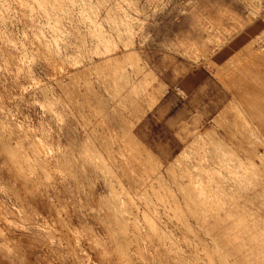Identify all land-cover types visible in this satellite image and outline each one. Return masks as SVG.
Here are the masks:
<instances>
[{"label":"rangeland","instance_id":"1","mask_svg":"<svg viewBox=\"0 0 264 264\" xmlns=\"http://www.w3.org/2000/svg\"><path fill=\"white\" fill-rule=\"evenodd\" d=\"M258 51L264 0H0V264H264Z\"/></svg>","mask_w":264,"mask_h":264},{"label":"bare ground","instance_id":"2","mask_svg":"<svg viewBox=\"0 0 264 264\" xmlns=\"http://www.w3.org/2000/svg\"><path fill=\"white\" fill-rule=\"evenodd\" d=\"M260 50H263V49L260 48ZM258 52H261V51H258ZM262 52H263V51H262ZM262 52H261V54L264 53V52H263V53H262ZM133 53H135V52H133ZM128 54H129V53H128ZM257 54H258V53H257ZM257 54H256V55H257ZM135 55H136V54H135ZM253 55H255V54H253ZM131 56H132V54H131ZM262 56H264V55H262ZM128 57H129V56H128ZM134 57H135V56H134ZM252 57H253V56H252ZM254 57H255V56H254ZM256 57H257V56H256ZM258 57H259V56H258ZM250 58H251V57H250ZM263 58H264V57H263ZM259 59H260V58H259ZM251 60H252V59H251ZM263 60H264V59H263ZM258 61H259V60H258ZM242 62H243V61H242ZM261 62H262V60H261ZM251 63H252V62H251ZM240 64H241V63H240ZM240 64H239V65H240ZM252 64H254V63H252ZM260 64L262 65V63H260ZM263 64H264V63H263ZM255 65H257V63H256ZM241 66H242V65H241ZM253 66H254V65H253ZM249 67H250V66H249ZM237 68H238V67H237ZM247 68H248V67H247ZM248 69H249V68H248ZM252 70H253V69H252ZM250 71H251V70H250ZM236 74H237V73H236ZM258 75H259V74H258ZM250 81H251V80H250ZM140 84H141V83H140ZM133 88H134V90H135V86H134ZM245 88H246V87H245ZM249 89H250V88H249ZM140 90H141V89H140ZM144 90H145V89H144ZM259 90H260V89H259ZM132 91H133V90H132ZM132 91H131V92H132ZM135 92H136V91H135ZM250 93H251V92H250ZM136 94H138V93H136ZM149 94H150V93H149ZM134 96H135V95H134ZM148 97H149V96H148ZM248 97H249V96H248ZM248 97H247V98H248ZM128 98H129V97H128ZM150 100H151V99H150ZM152 100H153V99H152ZM136 101H137V100H136ZM247 101H248V100H247ZM256 102H257V101H256ZM260 103H261V102H260ZM260 103H258V104H260ZM263 103H264V102H262L261 105H262ZM132 104H133V103H132ZM149 105H150V103H149ZM132 106H133V105H132ZM254 107H255V106H254ZM263 107H264V106H263ZM261 109H262V107H261ZM262 110H264V109H262ZM257 112H258V111H257ZM263 113H264V112H263ZM259 115L261 116V114H259ZM259 115H257V116H259ZM241 118H242V117H241ZM246 118H247V117H246ZM238 119H239V118H238ZM247 121H248V120H247ZM249 121H250V120H249ZM249 124H250V123H249ZM244 126H246V125H244ZM251 126H252V125H251ZM240 127H241V126H240ZM254 127H255V126H254ZM254 129H255V128H254ZM250 131H251V130H250ZM230 132H231V131H230ZM251 133H252V132H251ZM251 133H250V134H251ZM257 133H259V132H257ZM211 134H212V133H211ZM250 134H249V135H250ZM206 136H207V135H206ZM246 136H247V135H246ZM208 137H209V136H208ZM131 138H132V137H131ZM203 140H204V139H203ZM132 142H133V141H132ZM137 142H138V141H137ZM217 142H218V141H217ZM131 144H132V143H131ZM196 144H197V143H196ZM203 144H204V143H203ZM218 144H219V143H218ZM204 146H205V145H204ZM132 148H133V147H132ZM200 148H201V147H200ZM198 149H199V148H198ZM204 149H205V148H204ZM239 149H240V148H239ZM206 150H207V149H206ZM197 151H199V150H197ZM197 151L195 150V152H197ZM231 151H232V150H231ZM244 151H245V150H244ZM205 152H206V151H205ZM249 152H250V151H249ZM136 153H137V151H136ZM233 153H234V152H233ZM239 153H240V152H239ZM247 153H248V152H247ZM137 154H138V153H137ZM137 154H136V156H138ZM208 154H209V153H208ZM251 154H252V153H251ZM133 155H135V154H133ZM200 155H201V154H200ZM256 156H257L256 158H257V160L259 161V163H257V162L255 161V158H253L252 161H251V163H252L251 166L253 165V166H255L256 168L259 169L261 165L264 166V159H263V156H262L261 154H257ZM176 157H177V156H176ZM197 157H198V155H197ZM206 157H207V156H206ZM206 157H205V158L203 157V158L206 159ZM208 157H209V156H208ZM254 157H255V155H254ZM178 158H179V157H178ZM180 158H181V156H180ZM201 158H202V157H200V159H201ZM210 158H211V157H210ZM214 158H215V157H214ZM134 159H135V158H134ZM140 159H141V158H140ZM200 159H197V160L199 161ZM147 160H148V159H147ZM195 160H196V159H195ZM210 160H212V159H210ZM215 160H216V159H215ZM220 161H221V160H220ZM241 161H242V160H241ZM143 162H144V161H143ZM179 162H180V161H179ZM217 162H218V161H217ZM199 163H200V162H199ZM214 163H215V162H214ZM218 163H219V162H218ZM248 163H249V162H248ZM141 164H142V163H141ZM146 164H147V163H146ZM170 164H171V163H170ZM241 164H242V163H241ZM168 165H169V164H168ZM221 165H222V164H221ZM223 165H224V164H223ZM251 166H250V167H251ZM253 166H252V167H253ZM146 167H147V166H146ZM186 167H187V166H186ZM191 167H192V166H191ZM228 167H229V166H228ZM238 167H239V166H238ZM147 168H148V167H147ZM169 168H170V167H169ZM193 168H194V167H193ZM193 168H192V169H193ZM246 168H248V167L246 166ZM253 168H254V167H253ZM253 168H252V169H253ZM185 169H186V168H185ZM202 169H203V168H202ZM205 169H206V168H205ZM207 169H208V168H207ZM223 169H224V168H223ZM258 169H257V171H258ZM228 170H229V169H228ZM230 170H231V169H230ZM230 170H229V171H230ZM241 170H242V167H241ZM247 170H248V169H247ZM231 171H232V170H231ZM236 171H237V170H236ZM253 171H254V169H253ZM189 172H190V171H189ZM192 172H193V171H192ZM254 172H255V171H254ZM203 173H204V172H203ZM235 173H237V172H235ZM252 173H253V172H252ZM182 174H183V173H182ZM230 174L232 175V173H230ZM237 174H238V173H237ZM254 174H255V173H254ZM258 174H259V173H258ZM190 175H191V177H192V173H190ZM193 175H194V174H193ZM235 175H236V174H235ZM179 176H180V175H179ZM195 176H197V175L195 174ZM209 176H210V175H209ZM250 176H251V175H250ZM187 177H188V176H187ZM207 177H208V176H207ZM213 177H214V176H213ZM233 177H234V176H233ZM189 178H190V177H189ZM193 178H194V177H192V179H193ZM195 178H196V177H195ZM199 178H200V177H199ZM199 178H197V179H199ZM197 179H196V180H197ZM235 179H236V178H235ZM235 179H234V180H235ZM259 179H260V178H259ZM189 180H190V179H189ZM242 180H243V179H242ZM193 181H194V180H193ZM191 182H192V181H191ZM199 182H200V181H199ZM189 183H190V182H189ZM189 183H188V184H189ZM200 183H202V182H200ZM205 183H206V182H205ZM208 184H209V183H208ZM219 184H222V185H220V187L217 185V187L220 188V190H221V187H223L224 185H223V183H220V182H219ZM253 184H254V183H253ZM189 186H190V185H189ZM202 187H203V186H202ZM202 187H201V188H202ZM209 187H210V186H209ZM209 187H208V188H209ZM214 187H215V186H214ZM217 187H216V188H217ZM233 187H234V186H233ZM204 188H205V187H204ZM206 189H207V188H206ZM191 190H192V188H191ZM216 190H217V189H216ZM188 191H190V190H188ZM207 191H208V189H207ZM209 191H210V189H209ZM209 191H208V192H209ZM212 191H213V190H212ZM218 191H219V190H218ZM218 191H217V192H218ZM236 191H237V190H236ZM193 192H195V191H193ZM204 192H205V191H204ZM204 192H203V194H204ZM217 192H216V193H217ZM199 193H200V191H199ZM205 193L207 194V192H205ZM219 193H220V191H219ZM191 194H193V193H190V195H189V196H190V197H189L190 199L192 198V197H191V196H192ZM203 194H202V195H203ZM217 194H218V193H217ZM217 194H216V196H217ZM193 195H194V194H193ZM210 195H212V193H211ZM210 195H209V196H210ZM199 196H201V195H199ZM204 196H205V195H204ZM213 196H215V194H214ZM194 197H195V195H194ZM197 198H198V197H197ZM197 198H193V199H197ZM202 198H203V197H202ZM204 198H206V197H204ZM207 198H209V197H207ZM207 198L205 199V202H206ZM114 199H115V198H114ZM186 199H187V198H186ZM198 199L201 200L200 198H198ZM198 199H197V200H198ZM197 200H196V201H197ZM186 201H187V200H186ZM209 201H210V200H209ZM187 202H188V201H187ZM203 202H204V201H203ZM232 202H233V201H232ZM191 203H192V202H191ZM191 203H190V204H191ZM198 203H199V202H198ZM208 203H209V202H208ZM187 205H188V204H187ZM223 205H224V204H223ZM219 206H220V205H219ZM219 206H218V207H219ZM194 207H195V206H194ZM209 207H210V206H209ZM209 207H208V208H209ZM205 208H206V207L202 208V210L204 209L205 211H207L208 208H207V209H205ZM236 208H237V207H236ZM193 209H194V208H193ZM195 209L200 210L201 208L195 207ZM198 210H197V211H198ZM202 210H201V211H202ZM209 210L211 211L212 209H209ZM209 210H208V211H209ZM195 211H196V210H194V212H195ZM215 211H217V210H215ZM198 212H199V211H198ZM202 212H203V211H202ZM212 212H213V211H212ZM220 212H221V211H220ZM196 213H197V212H196ZM205 213H207V212H205ZM210 213H211V212H210ZM215 213H216V212H215ZM199 214H200V213H199ZM203 214H204V213H203ZM208 214H209V213H208ZM208 214H207V215H208ZM216 214H217V213H216ZM196 215L198 216V214H196ZM196 215H195V217H196ZM203 216H204V215H203ZM199 217H200V216H199ZM220 217H221V216H220ZM220 217H219V218H220ZM196 218H197V217H196ZM202 218H203V217H202ZM202 218H201V219H202ZM199 219H200V218H198V220H199ZM202 220H203V221H206V219H202ZM200 221H201V220H200ZM203 221H202V222H203ZM201 224H202V223H201ZM208 225H209V224H208ZM210 225H212V224H210ZM202 226H203V225H202ZM242 229H243V228H242ZM244 230H246V229H244ZM238 231H239V233H241L240 230H238ZM249 231H250V230H249ZM249 231H248V233H249ZM243 234H244V233H243ZM236 235H237V233H235L234 236H236ZM239 235H240V234H239ZM252 235H254V234L252 233ZM244 236H245V235H244ZM246 236H247V235H246ZM254 236H255V235H254ZM254 236H253V237H254ZM238 237H239V236H238ZM238 237H237V238H238ZM240 237H241V236H240ZM242 237H243V236H242ZM250 237H251V236H250ZM232 238H233V237H232ZM213 239H214V238H213ZM233 239H234V238H233ZM247 239H248V238H247ZM249 239H250V238H249ZM249 239H248V240H249ZM229 240H230V239H229ZM235 240H237V239H234L233 242H235ZM250 240H251V239H250ZM225 241H226V240H225ZM227 241H228V240H227ZM253 241H254V240H253ZM230 242H231V240H230ZM243 242H244V241H243ZM243 242H242V244H243ZM246 242H247V241H246ZM9 243H10V242H9ZM252 243H253V242H252ZM223 244H224V242H223ZM227 244H228V243H227ZM248 244H250V243H248ZM218 245H219V244H218ZM224 246H225V244H224ZM235 246H236V245H235ZM238 246H239V245H237L236 247H238ZM243 246H244V245H243ZM211 247H213V246H211ZM236 247H235V248L232 247V250H233L232 254H233V253L235 254L236 251H240V250H238V248H236ZM250 247H251V246H250ZM253 247H254V245H253ZM255 247H256V246H255ZM206 248H207V247H206ZM251 248H252V247H251ZM251 248L247 249V251L250 250ZM211 249H212V248H211ZM224 249H225V248H224ZM226 249H227V248H226ZM226 249H225V250H226ZM234 249H235V251H234ZM236 249H237V250H236ZM243 249H244V248H243ZM253 249H254V248H253ZM230 250H231V249H230ZM255 250H256V249H255ZM216 251H217V250H215V252H216ZM251 251H253V250H251ZM208 252H209V251H208ZM217 252H218V251H217ZM227 252H228V253H227L228 255H232V254H229V251H228V250H227ZM230 253H231V251H230ZM247 253H248V252H247ZM249 253H250V252H249ZM251 253H252V252H251ZM209 254H210V253H209ZM218 254H219V252H218ZM223 254H224V253H223ZM223 254H220V255H218V256H222ZM227 254H225V255H227ZM236 254H237V252H236ZM236 254H235V255H236ZM254 254H256V252H255ZM212 255H213V254H212ZM241 255H242V253H241ZM243 256H244V255H243ZM243 256L241 257V256L239 255V257H241V259L246 260V256H245V257H243ZM223 257H224V255H223ZM229 257H230V256H229ZM237 257H238V255H237ZM221 258H222V257H221ZM221 258H219V259H221ZM226 258H227V257H226ZM211 259H213V258H211ZM235 259H236V258H235ZM237 259L239 260V258H237ZM241 259H240V260H241ZM222 260H223V259H222ZM225 260H226V259H225ZM254 260H255V259H254ZM206 262H207V261H206ZM212 262H213V261H212ZM212 262H211V263H212ZM214 262H215V261H214ZM220 262H221V261H220ZM220 262H219V263H220ZM246 262H247V261H246ZM243 263H244V261H243ZM222 264H223V263H222Z\"/></svg>","mask_w":264,"mask_h":264}]
</instances>
